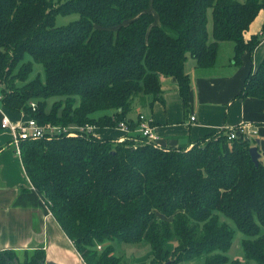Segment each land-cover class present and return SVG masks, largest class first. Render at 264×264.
<instances>
[{"label":"trees","instance_id":"16d2710c","mask_svg":"<svg viewBox=\"0 0 264 264\" xmlns=\"http://www.w3.org/2000/svg\"><path fill=\"white\" fill-rule=\"evenodd\" d=\"M263 7L264 0H0L1 104L41 124L117 127L125 121L133 128V104L161 100L162 74L175 78L186 109L187 55L209 67L218 42L231 40L238 62L260 41L243 34ZM57 13L77 17L57 25ZM25 53L42 64L44 81L15 83L30 70L31 61L13 72ZM55 95L47 107L46 98ZM247 96L264 99V58L236 97ZM250 146L242 136L228 138L226 128L190 148L169 149L135 135L113 140L88 132L22 141L20 157L86 264H123L110 243L102 244L112 240L146 241L153 254L148 264H176L201 254L202 264H225L227 256L214 249L224 251L232 231L216 211L246 235L245 256L264 264V162L253 163ZM16 257L0 251V264ZM43 261L37 249L26 264Z\"/></svg>","mask_w":264,"mask_h":264},{"label":"crops","instance_id":"0c3cea01","mask_svg":"<svg viewBox=\"0 0 264 264\" xmlns=\"http://www.w3.org/2000/svg\"><path fill=\"white\" fill-rule=\"evenodd\" d=\"M263 25L264 12L260 9L243 34L245 39L258 35L260 41L251 51L244 50L238 62L233 59L234 42L231 40L218 42L215 61L209 67L197 65L195 59L187 55L183 65L189 78L186 109L175 78L161 74V100L136 106L137 110L129 116L136 120L137 114L143 113L149 118L158 136L156 143L165 149L190 148L212 132L246 123L248 129L254 131L249 141L256 145L259 160L264 162V99L236 97L249 73L264 58ZM224 44L226 54L221 57ZM3 114L12 123L28 118L25 112L7 108L0 101V124ZM191 116L194 119H190ZM92 133L113 140L135 135L109 126L93 127ZM11 137L10 129L0 125V251L12 250L23 257L39 249L44 252L45 264H86L31 184Z\"/></svg>","mask_w":264,"mask_h":264},{"label":"rangeland","instance_id":"374dc122","mask_svg":"<svg viewBox=\"0 0 264 264\" xmlns=\"http://www.w3.org/2000/svg\"><path fill=\"white\" fill-rule=\"evenodd\" d=\"M53 1L55 3H59L63 0H53ZM206 15H207L206 30L208 33V38L209 40H211L212 39L211 37L212 21H211L210 7L207 8ZM76 17H77L76 13H69V14L57 13L55 15L54 21H55V24L57 25H63V24H66L74 20ZM225 47H226V44H224V46L221 48L222 50H220L223 52V54L222 53L220 54L221 57H224L226 54ZM30 61H31L30 70L27 72L26 77L23 79L24 81H21V80L19 81L18 79H16L15 83L21 84L23 82H27V81H30L36 78L40 79L41 81H44V71H43L42 64L33 61L31 56L28 53H25L22 59L15 65L13 72L17 73L24 64H28V62ZM0 92H1V88H0ZM58 98L59 96H56V95L47 97L46 98L47 107H49L51 103L54 100H57ZM138 104L141 106L142 103L138 101L136 105L139 106ZM136 105L133 104V108L129 112V115H132L135 112V110H137ZM98 113L99 112H95L94 115H97ZM216 212L218 213L219 221L222 223H226L227 226L232 231V237L230 240V245L224 251L219 250V249H214V252H223L227 256L228 260L225 264H229V262L233 259H237L242 262L249 261L251 262V264H255L252 259H249L245 256V253L243 252V249L241 246L242 240L246 237V235L236 226V224L230 217H228L227 215L223 214L220 211H216ZM260 233L264 234V226L261 227ZM108 243H110L113 248V254L117 257H120L123 261V264H148L153 259L151 247L144 240H141L135 243H122L116 240H112L110 242H106L102 244L107 245ZM169 245L167 246L170 248ZM31 255L32 253H25L23 257H19L18 255H16L17 256L16 258H18L19 260H22L23 258H27L29 260ZM205 256L206 254H201L192 259L183 260L176 264H202L205 259Z\"/></svg>","mask_w":264,"mask_h":264},{"label":"built area","instance_id":"2783aa9c","mask_svg":"<svg viewBox=\"0 0 264 264\" xmlns=\"http://www.w3.org/2000/svg\"><path fill=\"white\" fill-rule=\"evenodd\" d=\"M264 12V7L261 8ZM261 35H264V29L261 31ZM30 106L32 109L35 108V101H30ZM190 119H194L191 116ZM1 127L8 128L11 131V144L14 147L15 152L20 154V144L22 141L35 140L41 137L51 138L56 135H83L88 132H92L93 125H63V124H52V123H38L34 118L28 117L20 123H12L6 115H2ZM117 127L124 130L125 134L133 132L135 136L139 137L141 141L151 143L153 146L159 147L156 143L158 138L157 134L153 131L151 126V120L147 118L143 113H138L135 120V125L130 128L127 122L119 121ZM227 137L234 138L237 136H242L249 139L250 133L254 132L248 129V124L241 123L235 127L226 128ZM100 247V246H98Z\"/></svg>","mask_w":264,"mask_h":264},{"label":"water","instance_id":"95a60500","mask_svg":"<svg viewBox=\"0 0 264 264\" xmlns=\"http://www.w3.org/2000/svg\"><path fill=\"white\" fill-rule=\"evenodd\" d=\"M248 152H249L250 158H251V160L253 161V163H254L255 165H257V164H258V161H259V153H258V151H257V147H256V145H251V146L249 147ZM47 264H55V263H47ZM163 264H168V262H165V263H163Z\"/></svg>","mask_w":264,"mask_h":264},{"label":"flooded vegetation","instance_id":"af4514ba","mask_svg":"<svg viewBox=\"0 0 264 264\" xmlns=\"http://www.w3.org/2000/svg\"><path fill=\"white\" fill-rule=\"evenodd\" d=\"M28 263L27 258H23L22 260H19L18 258H15L9 262V264H26ZM40 264H45L44 262H41Z\"/></svg>","mask_w":264,"mask_h":264}]
</instances>
